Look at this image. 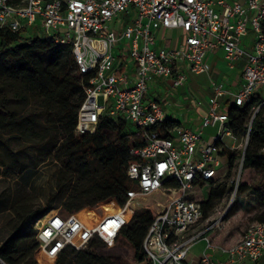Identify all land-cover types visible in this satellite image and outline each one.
<instances>
[{"label":"built area","instance_id":"built-area-1","mask_svg":"<svg viewBox=\"0 0 264 264\" xmlns=\"http://www.w3.org/2000/svg\"><path fill=\"white\" fill-rule=\"evenodd\" d=\"M32 28L52 32L49 38L70 45L78 73L93 74L84 89L75 133L92 134L99 119L108 117L130 122L143 141L130 149L127 176L133 188L122 207L114 201L103 204L114 211L104 210L94 222L80 213L65 216L59 209L33 218L40 259L52 262L66 249H85L96 239L113 245L135 212L147 204L156 213L142 242L147 264H194L188 254L200 240L206 246L195 264H245L264 256V222L248 226L228 248L212 245L206 236L233 206L251 124L264 107V0H0V31L22 36ZM161 30L178 31L179 45H161ZM218 49L230 69L244 61L236 89L209 79L207 101L193 102L205 108L196 129L176 124L168 131L171 137H165L159 131L166 120L163 107L148 98L152 83L169 80L176 88L188 74L209 75L205 58ZM254 96L260 103L252 110L246 132L237 135L228 110L241 108ZM207 130L214 132L204 139ZM226 152H240L230 201L215 220L204 219V201L194 195L207 182L225 179ZM222 160L228 168L220 175ZM215 253L222 259H215Z\"/></svg>","mask_w":264,"mask_h":264},{"label":"trees","instance_id":"trees-1","mask_svg":"<svg viewBox=\"0 0 264 264\" xmlns=\"http://www.w3.org/2000/svg\"><path fill=\"white\" fill-rule=\"evenodd\" d=\"M92 76V73H78L70 45L56 43L51 38H22L6 29L0 31V146L5 147L8 140L36 143L46 153L41 152L31 159L33 167L44 162L48 152L54 154L60 168L52 198L59 206V213L65 216L110 201L122 207L126 192L133 188L127 176L132 160L130 149L143 145L141 131L136 127L131 129L132 124L124 119L102 117L94 133H75L78 109ZM259 103V97L254 96L241 108H229L230 127L235 134L246 132L252 110ZM176 124L180 122L166 118L159 131L171 137L168 131ZM261 149H264V107L251 124L237 188L240 195L264 200ZM226 154L229 163L226 180L204 184L209 188L208 200L203 202L204 219L229 190L227 179L232 170L237 169L240 152ZM254 174L259 176L256 183L252 181ZM172 186L177 184L172 183ZM16 202L7 204L13 220L8 237L0 243V264H38L35 260L38 245L31 222L44 210ZM105 209L114 211L110 204ZM235 214L234 207L228 216ZM155 215L149 204L144 205L119 232L113 245L96 239L85 249L68 248L54 261L42 260L40 264H132L114 255L101 254L106 248L129 250L134 262L147 263L142 242ZM260 222H264V210L253 220V224ZM220 227L208 231L206 236L212 245L223 248L235 244L247 229L239 233L238 228L234 233Z\"/></svg>","mask_w":264,"mask_h":264},{"label":"rangeland","instance_id":"rangeland-1","mask_svg":"<svg viewBox=\"0 0 264 264\" xmlns=\"http://www.w3.org/2000/svg\"><path fill=\"white\" fill-rule=\"evenodd\" d=\"M52 35V32L45 33L38 29L32 28L27 33L22 35V38L39 37L41 39H47ZM237 65L241 70L244 66V61H238ZM213 76H210V78ZM186 82L176 88L166 86L165 97H162L160 105H163V110L167 113L169 118H175L183 123L185 128H191L192 122L199 117L200 108L195 107V101L206 102L209 97L208 89V77L206 74L194 75L188 74ZM151 95L156 93L152 91ZM165 98V99H163ZM158 100V99H156ZM135 126L132 125L131 129ZM214 132L213 130H210ZM40 146L34 142H15L13 140L6 141L5 147L0 146V243L3 242L9 235L10 225L13 220V216L10 206L11 202L16 204H28L33 208H42L45 213H49L53 210L59 209V206L52 196L55 193L56 178L60 168V162L53 158L54 154L48 152L45 156V161L40 163L37 167L31 166V159L35 156H39L42 153H46V150L39 149ZM18 161V163H16ZM15 162V163H14ZM222 166L217 169L218 173L224 174L227 170V163L222 160ZM237 169H233L231 176L227 179L228 191L224 197L219 200L214 210L210 212L208 217H212L215 220L221 212L226 208L230 201V196L237 176ZM259 176L252 175V181L257 182ZM226 179H224L225 181ZM232 188V190H230ZM200 189V188H199ZM197 199L207 201L209 197V188L207 185H203L197 193L194 195ZM7 202V203H6ZM8 204V205H7ZM101 205H95L93 207L85 208L80 212L81 216L88 218L91 222H94L101 218L104 214V209ZM156 207V203H153ZM236 208V214L229 217L227 213L225 219L221 223V230H230L235 233L234 230H238L239 233L243 232L248 226L253 224L254 218L258 215V212L264 210V200L255 199V197L240 195L237 193L233 206L230 208ZM216 208V209H215ZM229 210V211H230ZM238 237V236H236ZM239 237L236 239V242ZM206 244L204 241H198L193 245L189 254L188 260L195 262L200 258L202 251ZM101 254L114 255L120 259L131 262L132 264H147L136 263L133 261L129 250L123 248H106L100 251ZM215 258H220L219 254H213ZM38 264L42 259L38 256L35 257Z\"/></svg>","mask_w":264,"mask_h":264},{"label":"crops","instance_id":"crops-1","mask_svg":"<svg viewBox=\"0 0 264 264\" xmlns=\"http://www.w3.org/2000/svg\"><path fill=\"white\" fill-rule=\"evenodd\" d=\"M225 1L228 4H234L237 2L243 3L245 0H225ZM216 9L219 8L216 7ZM157 37L160 41V44L167 48H174L179 45L180 35L179 32L176 30H167V31L161 30L158 32ZM205 59L207 64L210 66V73L209 75L206 74L208 77V85H209V79H213L215 81L223 82L225 86L228 88L236 89L235 86L240 82L241 72H242L240 66L237 65V63L233 69H230L223 60V51L221 49L215 50L212 53L207 54ZM239 61H243V60H239ZM210 76H213V78L212 77L210 78ZM166 86H169V80L156 79L151 85L148 98L149 99L152 98L155 100L158 99L157 102L161 101L162 97L166 96V94L164 93ZM152 91H154L156 94L151 95L150 93H152ZM164 113H165V117L169 118L165 111ZM198 113H199V117L192 122V127L190 129H196L197 124L200 121V118L205 114V108L203 107L200 108V112ZM170 119L176 120L175 118H170ZM180 125H183V123L180 122ZM210 133L211 131L207 130L204 134V139H206ZM215 259L221 260L222 258L220 256V258H215ZM245 264H264V256H262L259 260L255 262L247 261Z\"/></svg>","mask_w":264,"mask_h":264}]
</instances>
